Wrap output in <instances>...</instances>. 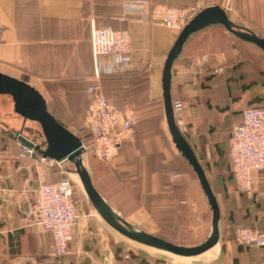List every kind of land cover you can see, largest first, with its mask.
I'll use <instances>...</instances> for the list:
<instances>
[{
	"label": "crops",
	"instance_id": "crops-1",
	"mask_svg": "<svg viewBox=\"0 0 264 264\" xmlns=\"http://www.w3.org/2000/svg\"><path fill=\"white\" fill-rule=\"evenodd\" d=\"M128 1L0 0V72L23 79L40 91L48 109L68 127L55 110H73L81 102L87 111V89L95 80L92 22L128 30L132 60L114 73L102 75L101 82L111 78L104 82L106 98L121 108L133 105L137 110H148L158 105L161 111L140 119L112 162L89 154L84 156V164L95 187L115 211L138 228L167 239L170 235L160 232L163 224L184 220L187 170L196 176L175 146L164 112L163 67L178 33L128 12ZM133 1L146 2L147 15L159 4L200 5L202 9L220 5L234 23L264 37V0ZM241 47L257 50L261 63L248 64L239 52ZM104 62L110 65L113 60L107 57ZM262 63L264 52L259 47L220 25L200 30L185 43L173 64L171 93L174 102L184 105L176 113L177 125L199 159L222 158L223 145L228 142L229 149L230 136L241 122L243 110L264 108ZM218 68L223 72L217 73ZM143 77L144 82L140 80ZM2 96L0 264H122L121 237L95 211L78 185L80 219L69 253L60 258L53 255L52 236L36 224L33 205L39 185L58 181L64 173L60 166H50L39 152L35 156L21 154L19 136L42 149L46 139L41 135L35 138L31 131L38 122L24 119L15 112L12 97ZM40 130L43 133L42 127ZM228 166L231 175L223 182V201L219 203V244L190 259H214L210 264H264V248L240 245L234 233L238 225L264 230V171L254 173V192L249 195L238 190L230 158ZM137 254L133 253L135 259Z\"/></svg>",
	"mask_w": 264,
	"mask_h": 264
},
{
	"label": "built area",
	"instance_id": "built-area-1",
	"mask_svg": "<svg viewBox=\"0 0 264 264\" xmlns=\"http://www.w3.org/2000/svg\"><path fill=\"white\" fill-rule=\"evenodd\" d=\"M146 2L129 0L125 4L128 12L138 13L150 19L145 10ZM201 6L172 7L157 6L152 12L153 21L181 31ZM2 27L0 26V41ZM91 51L96 82L87 89L88 108L84 120L86 130L83 140V158L93 155L104 162H112L125 144L128 133L139 121V112L133 105L125 108L110 102L103 91L100 79L103 74L114 73L132 60V39L127 30H116L112 26L98 27L92 22ZM111 58L109 65L105 58ZM219 71H222L219 68ZM181 101L174 102L175 112L183 110ZM21 154L35 156L38 151L22 145ZM229 152L233 175L240 192L253 194L254 173L264 171V108L248 107L243 110L242 120L229 139ZM50 166H61L53 159L42 157ZM33 211L36 224L52 236L53 255L60 258L69 253L75 227L80 219L78 202L74 198V183L70 178L39 185ZM88 217L90 214L87 215ZM237 243L264 248V230L238 225L234 230Z\"/></svg>",
	"mask_w": 264,
	"mask_h": 264
},
{
	"label": "water",
	"instance_id": "water-1",
	"mask_svg": "<svg viewBox=\"0 0 264 264\" xmlns=\"http://www.w3.org/2000/svg\"><path fill=\"white\" fill-rule=\"evenodd\" d=\"M211 25L222 26L232 35L256 45L264 52V37L246 27L237 25L229 18L224 8L220 5H213L201 9L186 23L178 33L167 55L163 67L162 85L164 112L168 129L175 146L192 166L212 212L210 234L203 242L192 246L177 244L166 238L148 233L133 225L115 211L95 187L91 174L84 164L82 139L65 127L49 111L47 101L40 91L23 79L0 72V96L10 95L16 113L24 119L36 121L41 125L46 139V147L42 149L41 145L35 144L24 136H19L18 140L26 146L35 148L43 157L53 159L61 165L66 162L73 163L74 168L70 169V172L78 175L95 211L122 236L141 245L183 257L201 255L214 248L220 241V204L203 165L177 125L171 93L172 68L175 60L181 54L191 35Z\"/></svg>",
	"mask_w": 264,
	"mask_h": 264
},
{
	"label": "rangeland",
	"instance_id": "rangeland-1",
	"mask_svg": "<svg viewBox=\"0 0 264 264\" xmlns=\"http://www.w3.org/2000/svg\"><path fill=\"white\" fill-rule=\"evenodd\" d=\"M157 6H169V5L159 4V5L153 6L152 11H150L148 14L151 20H153L152 12L154 8ZM172 7H178V6H172ZM182 7H186V6H182ZM154 22L162 24L159 21H154ZM107 26H110V25H107ZM98 27H105V26H98ZM174 31H176L177 33L180 32L178 30H174ZM239 52L245 56L244 59H247L246 61H250L248 62V64H251V66L252 64L257 65V60H260V63L263 60L262 56L259 54L257 50H254V48L252 49V48L241 47V51ZM257 54L260 57H258ZM252 61L254 63H252ZM221 69L222 71H219V68L216 69L217 73L223 72V68ZM106 74H109V73H106ZM94 82H96V80L92 81V83ZM100 82H101V79H100ZM101 85L103 87L104 94L107 97L105 90H104L105 85L103 84V82H101ZM2 99H7V97L2 96ZM77 105L78 107L73 110H57L56 109L55 112L57 114H60L61 119H63L65 122L68 123V128L72 132H74L75 134L79 136H85L86 130L84 128V120H85V115H86V109H84L83 104L81 102L78 103ZM160 111L161 110L158 107V105L152 106L148 110L147 109L138 110L139 121L140 119H144L146 117L153 115V113H159ZM34 125H36V127L32 128L33 131H31V134L35 138H39L38 135L39 136L41 135L42 137L45 138L44 134L40 130L41 129L40 124L34 122ZM223 146H224L223 147L224 155L222 156V158L214 159L213 157H211V158H200L199 159L207 173V177L211 183L214 193L216 194L218 198L219 203L223 201V194H222L223 182L231 175L228 170V167H229L228 159L230 158L228 142L226 143V145H223ZM60 168L63 170L64 178H70L71 180H73L74 189H75L74 198L78 199L76 187L77 185L81 187L82 189L83 187H82V184L77 174L70 172V169L74 168L73 163L66 162L65 164L61 165ZM186 174H187L186 175V185H185V190L183 191L184 197H183V202H182V211H184V214H185L184 220L181 219V221L178 223L171 222L169 223V225H166L165 223L163 224L164 226L163 231H160V232L169 234L170 236L167 239L174 243L192 246V245L200 244L210 234L212 212L209 208L206 196L204 192L201 190L198 180L196 176L194 175V173L190 172V170L189 171L187 170ZM180 196H181V193H180ZM117 234L122 239V242H121L122 258H123L122 264H210L214 261V259L210 261H204L203 258H196V259L189 258L186 260H178L177 258L171 256L170 254H165L164 252L158 249L141 245L137 242H134V241H131L125 238L119 233ZM134 252L138 253L137 259H135L133 256Z\"/></svg>",
	"mask_w": 264,
	"mask_h": 264
},
{
	"label": "trees",
	"instance_id": "trees-1",
	"mask_svg": "<svg viewBox=\"0 0 264 264\" xmlns=\"http://www.w3.org/2000/svg\"><path fill=\"white\" fill-rule=\"evenodd\" d=\"M259 36H262L261 34H259V33H257ZM111 78H103L102 79V82H103V84H105L104 82H107L108 80H110ZM146 78H142V79H140V80H142V82H144V80H145ZM49 111H50V109H49ZM51 112V111H50ZM52 113V112H51ZM53 114V113H52ZM54 115V114H53ZM57 118V117H56ZM58 119V118H57ZM59 120V119H58ZM60 121V120H59ZM61 122V121H60ZM62 123V122H61ZM63 124V123H62ZM64 125V124H63ZM65 127H67L66 125H64ZM68 128V127H67ZM69 129V128H68ZM77 135V134H76ZM79 136V135H78ZM81 139H83V140H86V138H85V136H79ZM232 174H233V172H232ZM233 177H234V175H233ZM235 179V178H234ZM75 190V189H74ZM241 245V244H240ZM243 246H245V245H243Z\"/></svg>",
	"mask_w": 264,
	"mask_h": 264
},
{
	"label": "bare ground",
	"instance_id": "bare-ground-1",
	"mask_svg": "<svg viewBox=\"0 0 264 264\" xmlns=\"http://www.w3.org/2000/svg\"><path fill=\"white\" fill-rule=\"evenodd\" d=\"M78 176V175H77ZM79 178V177H78ZM80 180V179H79ZM80 182H81V180H80ZM82 184V183H81ZM82 187H83V185H82ZM159 250V249H158ZM160 251H163V250H160ZM163 252H166V251H163ZM166 253H168V252H166ZM168 254H171V253H168ZM171 255H173V256H175V258H177L178 260H184V259H186V258H191V257H183V256H179V255H174V254H171ZM199 256V255H198ZM194 257H196V256H194Z\"/></svg>",
	"mask_w": 264,
	"mask_h": 264
}]
</instances>
